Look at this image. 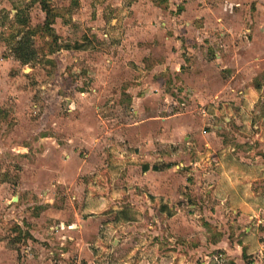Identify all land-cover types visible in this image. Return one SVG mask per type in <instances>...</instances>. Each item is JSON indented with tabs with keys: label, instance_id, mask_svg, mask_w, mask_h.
<instances>
[{
	"label": "rangeland",
	"instance_id": "374dc122",
	"mask_svg": "<svg viewBox=\"0 0 264 264\" xmlns=\"http://www.w3.org/2000/svg\"><path fill=\"white\" fill-rule=\"evenodd\" d=\"M198 1L219 8L218 16L239 9L250 26L251 16L259 15L255 20L264 27V0L236 1L233 7L228 0ZM187 2L0 0V264H137L146 253L156 257L176 253L177 248L192 262L188 253L197 246L200 232H209L208 238L246 235L252 237L251 245L260 244L264 212L260 223L242 224L230 204L239 206L240 197L245 198L244 175L250 170L242 157L248 147L257 145L242 140L256 139L264 125V69L248 82L256 86L257 94L241 80L234 83L236 90L230 96L210 97L217 69L198 60V47H186L198 46L203 36L205 41L211 38L200 33L198 40V33L185 23L193 21L203 28L204 17L186 14L181 20L179 38L184 46L175 38L163 44L156 28L154 32L147 28L150 15L159 18L172 7L169 13L176 16ZM134 15H142L141 29L131 26L139 22ZM158 18L156 27L161 24ZM19 30L32 35L36 50L28 64L13 52ZM82 42L90 49L66 48ZM209 46L208 42L202 45L208 48V56ZM202 71L206 72L204 97L200 90L191 89ZM238 89L249 97L241 96ZM161 125H192L189 136L206 129L220 137L222 145L215 153L223 160L221 166L216 161L207 165L203 159L196 166L201 183L195 176L184 177L194 167L188 158L202 161L210 154L204 144L199 154L196 140L188 146L185 139L178 140L181 146L174 142L180 136L168 134L166 152L179 156L172 163H182L183 178L174 171L170 176L145 177V133L150 129L159 133ZM205 170L217 175L204 177ZM224 170L239 171L242 177L224 175ZM130 185L135 189L130 191ZM153 187L156 192L178 194L173 206L181 210L165 208L179 215L178 228L163 214L167 212L160 211V196H150ZM247 197L255 199L251 194ZM134 201L141 209L128 207ZM217 205L222 206L219 216ZM118 206L137 218L139 229L116 231ZM207 216L217 224L205 226ZM87 219L90 222H84Z\"/></svg>",
	"mask_w": 264,
	"mask_h": 264
},
{
	"label": "crops",
	"instance_id": "0c3cea01",
	"mask_svg": "<svg viewBox=\"0 0 264 264\" xmlns=\"http://www.w3.org/2000/svg\"><path fill=\"white\" fill-rule=\"evenodd\" d=\"M228 1L233 7V2H238L241 0ZM178 4L179 3H177V5ZM185 5L186 8L176 16L169 13L172 7L169 8L168 12L164 11L163 13H161L159 17L161 18V24L159 25L161 29L158 26L156 27V25L154 24L156 18H158V15L156 17L155 15H150V17L146 20V22H148V30L154 32V29L156 28V32H159L161 34L160 40L163 44L175 38L178 44L181 42V45L184 46V41L182 42L179 38V33L183 30L182 27L184 26L181 20L184 19V16L186 14H191L193 18L196 19L204 17V21L206 23L203 28H198L197 26H195L193 21H186L185 23L189 25L188 29H194L198 33L196 34L198 40H201L200 35H204L205 33H207L211 38H206L208 41H205V37L203 36L202 42L197 43L198 46L188 44V46L186 47L191 50H196V47H198V49H200V53H198L200 54L198 60L209 63V66L217 69V71L215 72L216 78L215 81H213V87L209 92L211 93L210 97L224 98L230 96V93H234L236 90L234 83H238L241 80L247 83V85L250 87L251 93L257 94L256 86L252 84L249 85L248 82H253L254 80H256L257 76H260L261 72L264 69V27L260 25V22H257L255 20V18H259V15L251 16L254 19H250V22L252 23V26H250V24H248L249 21L245 20V17L242 15L240 10L234 9V7L231 11L228 10L226 15L218 16V12L220 9L207 8L209 6L207 3L200 4L198 0H188ZM231 6H229L230 9ZM147 16L149 15L147 14ZM134 18H137L141 24H139V22H135L134 25L132 24L131 26L134 27V30L135 28L136 30L141 29L143 27L142 15H139L138 17H135L134 15ZM157 28H159L160 30ZM206 42L209 43V45L211 46L209 47L212 50V54L209 56L207 51L208 48L202 47V45L206 44ZM172 53L177 55L179 51H172ZM175 59L178 60L177 57H175ZM180 61L184 62L183 60ZM168 63L171 62L169 61ZM165 67L166 65L160 66V68L162 69ZM205 74L206 72L203 71L201 73H198V81L197 83L195 82L197 86L191 87V89L194 90V93L200 90V92L202 93V97L204 96L201 87L203 85V76H205ZM212 89L218 90L214 91ZM238 91L239 94H242L241 96L246 98L249 97V94H245L244 90L238 89ZM169 126L170 127H168V125H161L159 133H154L152 129H150L148 133H145L144 149L148 151L146 152L143 160L144 162L150 163H146V165L144 166L145 170L147 167H149V169L144 172L146 173L145 177H147L148 174H163L166 176H170L169 173H173V171L177 174L181 173L180 167L182 163L180 165L172 163L174 162L173 160L178 159L179 156L176 155L177 157H172L169 153L166 152L168 148V144L166 143V136L168 134L174 135V137L177 135L180 136V138L178 139L174 138V142L176 144L181 143V141L178 140L185 139L186 146H188L196 143L194 142V140H196L198 142L197 152L201 154V146L204 144V147L207 150L206 152L210 154L209 156H207V158L202 157V161L198 160V158H195L193 160L188 158L186 161L189 162V165H193L194 167L189 169L184 177L187 176L189 178L191 176H195V180L197 179V182L201 183L198 181L199 177L201 176L200 174H198L199 171L196 166L200 165L203 162V159H207L208 162L206 161L205 163L207 165H211L213 161H216L218 162L217 166H221V162L223 160L217 155V153H215L216 150L220 148V144L222 145V141H219L220 137L214 136L212 133L206 131V129H204L203 132L195 131L193 136H189L188 134L192 133L194 130L192 125ZM258 127L259 126H257L256 128ZM218 128L223 129V126L220 125L218 126ZM263 132L264 125H260V132H258V136L256 137V139L247 138L242 140V142H251V144H253V141H255V144H257H254L255 146L248 147L247 155L245 157H242L246 162L245 164L247 168L250 170V172L246 174L244 172V177L248 180V183H246V188L243 190L245 198L242 196L240 197L241 201L238 203L239 206L230 204V209L232 210L233 214H239L235 217L237 218L238 222L242 224L244 222H247L248 220L250 223L252 222L251 224H256V222L258 224L262 221L261 215L262 212H264V149L259 150V148H262V146H264ZM258 141L260 143H257ZM128 143V146L132 147L133 144L130 138L128 140ZM57 144L60 146V143L57 142ZM181 146H183L182 143ZM256 146L258 148L257 151ZM252 150H254L255 152L253 153ZM129 156H131L133 159L138 158V155L136 154H131ZM70 161V158L66 161L67 165L65 166L67 168L70 167L69 164L72 162ZM154 166H159L160 170H154ZM251 167L254 169H251ZM175 168H179V170H173ZM253 171H255V174H253ZM201 173H203L204 177L209 176V178H211L212 175H217V171L211 173L205 170ZM229 173H232V176L241 175L239 171L233 172V170H224L223 172V174H226L227 176L229 175ZM182 174H180V176L183 178ZM240 177H242V175ZM248 186L250 187L248 188ZM169 187L171 189V185H169ZM131 189L134 190L135 188L130 185V191ZM156 189L157 187H153V190H151L150 196L152 198L158 199L157 197L160 196L159 200L162 201L161 204H163L166 209L175 211L181 210L179 206H173V197L178 195L177 193L172 196L170 195V193H164L163 191L156 192ZM163 189L168 190V188ZM160 190H162V188ZM231 191L232 190H230V193ZM235 192L236 191H234L233 193ZM250 194L251 198H253L254 196L255 199L248 200L247 196H249ZM145 195L147 196V194ZM230 201L233 200L230 198ZM127 205L130 208L134 207L138 210L141 209V204L138 203V201H134V203ZM192 206L195 208L197 207L196 204H192ZM216 208V213L219 216L222 206L217 205ZM122 209L127 208L122 206L115 207V210ZM205 212L207 214V210ZM210 213L212 214L211 211ZM163 214L167 216L170 222H172L171 225L174 227V229L178 228V223L180 224V218L178 217L179 215L177 213L171 211V217H168V214L166 213ZM88 220L90 222V219L84 220V222H88ZM227 220L228 219H226L225 225H227ZM206 221L208 223H206L205 226H210V224H213L215 226L217 224V220L211 218L210 216H207ZM98 222L99 224L102 223L100 220ZM114 223L118 225L116 231H129L132 229H139L138 227L141 224L137 220V218L133 221L119 220L118 222L114 221ZM231 224L236 223L234 220H231ZM213 225L211 226L212 228L214 227ZM152 227L153 226H149L150 229H152ZM126 233L129 234V232ZM206 235H209V232L205 235L203 234V232H200L196 237L198 238V240H196L194 243L197 246L192 250H189L190 253H188V255L191 254L192 262L189 259L186 261V253L184 251H181L180 248H177L176 253L172 252V254L157 255L156 257H154L153 254L148 255L146 253L138 260L137 264H264V237L257 240V242L260 244L251 245L249 243V241L252 240L249 239L252 238L251 236L236 235L235 237L231 233H224L223 235H219L216 238H208ZM258 238H260V236H258ZM169 240L172 241L173 238H169ZM246 254L248 255L247 257Z\"/></svg>",
	"mask_w": 264,
	"mask_h": 264
},
{
	"label": "trees",
	"instance_id": "16d2710c",
	"mask_svg": "<svg viewBox=\"0 0 264 264\" xmlns=\"http://www.w3.org/2000/svg\"><path fill=\"white\" fill-rule=\"evenodd\" d=\"M22 34V35H21ZM21 35V38H18ZM31 34H24L23 31H18L14 35V47L13 52L16 58L23 64H28L34 60V56L36 54V50L32 48V40H31ZM87 43H77L73 47L67 46L68 49H75V50H88L90 49V46ZM149 169V167L146 168V170ZM154 170H160L159 166H154ZM168 210V209H167ZM164 205L160 207V211L167 212L168 215H171V212H168ZM128 209H122L116 212V217L114 219L115 222H118L119 220H125V221H133L136 218L133 217L129 212H127ZM248 255L246 254V257Z\"/></svg>",
	"mask_w": 264,
	"mask_h": 264
}]
</instances>
